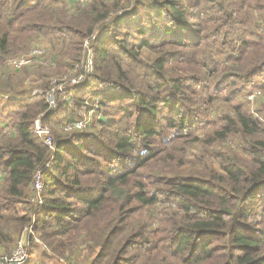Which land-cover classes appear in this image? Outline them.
Segmentation results:
<instances>
[{
	"label": "trees",
	"instance_id": "trees-1",
	"mask_svg": "<svg viewBox=\"0 0 264 264\" xmlns=\"http://www.w3.org/2000/svg\"><path fill=\"white\" fill-rule=\"evenodd\" d=\"M57 1L0 0V57L12 50L14 38L55 36L79 47L83 35L98 28L91 45L95 73L74 89L71 103L52 112L38 96L0 98V135L4 126L12 132V140L0 138V170L5 174L0 247L34 220V231L50 252L71 256L84 249L90 264H264V141L248 137L256 132L249 115L239 112L235 121L227 117L221 133L244 134L249 167L228 157L230 164L216 176L139 179L141 170L172 148L173 141L190 140V132L201 125L205 116L190 108L195 87L213 77V94L205 98L215 102L218 90L239 83L243 94L264 74V59L244 71L231 67L241 68L246 56L264 44V0H252L255 7L246 4L250 0H128L124 15L108 20L112 7L92 3L70 15L80 29L63 19L44 21ZM244 6L246 12L258 11L256 32L246 26L249 18L240 19ZM122 27L129 31L118 33L124 39L117 35ZM132 32L141 36V48L161 53L150 65L129 44ZM110 33L111 40L105 41ZM222 49L232 52L224 56L226 64L217 59ZM68 52L64 56L72 59ZM93 84H98L101 109H114L113 118L100 131L54 135L56 147L50 153L32 132L35 115H44L43 124L71 121L85 107L80 95ZM37 171L45 187L43 204L28 209ZM161 185L165 190L153 187ZM158 203L169 204L171 211L144 225L142 211ZM32 244L27 251L31 256L40 249Z\"/></svg>",
	"mask_w": 264,
	"mask_h": 264
},
{
	"label": "rangeland",
	"instance_id": "rangeland-1",
	"mask_svg": "<svg viewBox=\"0 0 264 264\" xmlns=\"http://www.w3.org/2000/svg\"><path fill=\"white\" fill-rule=\"evenodd\" d=\"M18 0H8V4H12ZM140 3H149L150 0H134ZM92 3H105L112 8L107 14V20L113 18L114 16H123L122 9L128 6V0H58L56 3H51L49 8V13L44 16V21H50V23L56 24V20L63 19L69 26L72 27H83L81 23L77 25L70 18V15H75L76 9H84L90 7ZM93 4V5H94ZM247 5L255 7V2L252 0L246 2ZM68 5V7H67ZM117 5V6H116ZM96 6V5H95ZM53 12L56 14L53 15ZM77 12V11H76ZM240 19L243 21L244 18L250 19V25H246L248 28L256 32L257 30L253 28L254 23H257V18L259 17L258 11L256 13L252 9L250 12H246V6L243 10L239 12ZM53 16H55L53 18ZM46 17V18H45ZM55 19V21L53 20ZM244 27V25H243ZM80 29V28H79ZM98 28H95L90 35L84 34L80 40V46L78 44H73L72 46L69 43L70 40H65L63 43L55 39V36L51 37H40L33 38L25 36V41H17V38H14L12 43V50L6 52L0 57V98L1 99H24L27 97H41L46 103V95L53 93V98L55 100V107L49 108V111H56V108L60 104H69L75 98L74 89L86 83V81L92 77L95 73V65L92 57V72L85 76V78L76 84H73L72 81L78 78L83 74L84 65L86 61V52L87 47L90 48L92 56V42L95 39ZM129 32L124 27L117 32L125 33ZM112 33L105 36V41L111 40ZM122 36L124 34H121ZM264 37V36H263ZM118 38H125L118 35ZM141 36L131 33V36L128 38V42L134 50L138 53L140 60L150 65L155 59H157L161 53H157L149 50L144 47L141 48ZM71 42V41H70ZM87 43V44H86ZM70 45V46H69ZM44 47L45 52V62L40 64H33L25 66L20 70H13L11 68V61L21 58L28 55L34 47ZM105 47L110 51H114V46L108 44ZM79 48V50H78ZM69 51V52H68ZM73 53L74 57L72 59L64 56V53ZM208 52L206 51V55ZM222 55L217 56V59L222 63L224 62V56L232 54L229 49H222ZM248 55V54H247ZM138 58V59H139ZM247 58V56H246ZM244 59L243 64L235 66L234 64L228 63L231 67H238L239 71H244L245 69L253 66L258 60L264 59V44L258 46L252 50L247 59ZM48 61V63H47ZM194 67V66H189ZM227 67L228 71L233 72L230 66ZM192 70H187L190 72ZM201 73H204V69L200 70ZM173 72H168L169 77H174ZM205 83H202L200 86L195 87L193 92L195 93V103L192 109H195L198 112L203 113L205 116L201 125L193 132H190L189 139L175 140L172 143V148L160 153L158 159L154 162H149L151 165L141 170L139 177L140 180H145L147 177L151 176L156 178L162 177H171L173 174L178 175H195L198 177H208L212 172L216 174L223 173V166L230 164L227 161L228 157L235 159L236 164L240 167H249L251 165V155L248 151L244 150L245 146V136L243 133L235 130L230 132L225 136H221V133L224 132L226 124V118L230 117L233 121L236 120L237 113H243L250 116L252 120L251 128L256 127V132L248 137H252L254 140H263L264 141V74L261 76L255 77L252 81L253 84L243 90V94H240L241 88L239 83L235 88L224 87V90H218L220 94L218 100L215 102H208L205 98V95L213 94V77H208ZM98 91V84H93L91 87L84 90V106L83 109L78 107L77 110H81L79 114H73L71 121H79L87 117L89 110L93 109L96 112V117L92 118L90 125L84 131L76 132H94L100 131L103 128V125L109 121L110 118H113V113L115 110H109V107L102 108L100 107L98 100L100 99L95 94ZM233 93V94H232ZM232 94V95H231ZM238 94V95H236ZM47 104V103H46ZM112 105H117L112 104ZM112 106V107H115ZM49 107V106H48ZM184 107L188 110L185 105ZM196 107V108H195ZM101 116V118H97ZM44 118L43 114L35 115L33 120V125L36 120H39L42 123ZM118 118V116L114 117ZM7 122V120H6ZM70 121H61L54 119L50 124H44L50 130V134L54 139V135H64L70 133H63L61 127ZM238 125L235 126L237 128ZM5 134L0 135V138L11 139L12 132L11 130L4 126L1 129ZM9 131V133L7 132ZM169 131V129H167ZM75 133V132H71ZM222 137V138H221ZM12 140V139H11ZM170 146V145H169ZM168 146V147H169ZM166 148V147H165ZM55 151V150H54ZM5 174L0 170V188L4 183ZM43 179V178H42ZM152 179V178H151ZM146 180V183L148 181ZM163 184V183H162ZM165 187L166 186L164 184ZM156 189L165 190L161 186H153ZM45 189V187H44ZM44 194V191H43ZM42 194V201H43ZM31 195L28 196L29 206L26 205V208L31 209L30 207L36 208V203H30ZM43 204V203H42ZM169 204L158 203L145 211H142L144 219L142 223L148 225L152 220V217L160 218L163 211L169 212L172 208ZM137 220H141L137 215L135 217ZM36 223L34 220L26 225L20 232L15 236L16 238L12 242H4L0 247V259L6 256L11 255L15 249L19 247V243L22 244L25 242L26 253L31 251L32 243H35L38 248L36 249L31 256L30 253L26 254L27 262L25 264H90L91 261L86 256L84 249H78L76 253L71 254V256L66 255H57L54 252H50L45 245L37 237V232L34 231ZM12 224H10V229ZM31 238V240H30ZM33 238V239H32Z\"/></svg>",
	"mask_w": 264,
	"mask_h": 264
},
{
	"label": "built area",
	"instance_id": "built-area-1",
	"mask_svg": "<svg viewBox=\"0 0 264 264\" xmlns=\"http://www.w3.org/2000/svg\"><path fill=\"white\" fill-rule=\"evenodd\" d=\"M87 44V43H86ZM86 52V61H85V67L83 70V74L80 75L78 78L72 81L73 84H76L78 82H81L85 76H88L92 72V56L90 48L87 47ZM45 52L46 50L44 47H34L33 50L26 56H23L21 58L15 59L11 61V68L13 70H20L25 66L33 65L35 63L40 64L42 62H45ZM48 63V61H47ZM46 103L48 108H54L55 107V100L53 98V93L50 95H46ZM96 117L95 110L91 109L88 112V115L86 118L79 120V121H70L65 123L61 127V131L63 133H71L76 131H84L86 128L90 125L92 118ZM97 118H101V116H98ZM33 134L41 140L43 145L49 150L50 153H53L56 147V142L53 139V137L50 134V130L47 126H45L43 123H41L39 120H36L33 125L32 129ZM44 191V182L42 179L41 171H37L33 175L32 180V197L30 203H36V206H41L42 201V194ZM26 245L25 242L22 244V242L19 243V247L15 249V251L6 257H3L0 259V264H25L27 262V256H26Z\"/></svg>",
	"mask_w": 264,
	"mask_h": 264
},
{
	"label": "crops",
	"instance_id": "crops-1",
	"mask_svg": "<svg viewBox=\"0 0 264 264\" xmlns=\"http://www.w3.org/2000/svg\"><path fill=\"white\" fill-rule=\"evenodd\" d=\"M67 7H68V5H67Z\"/></svg>",
	"mask_w": 264,
	"mask_h": 264
}]
</instances>
